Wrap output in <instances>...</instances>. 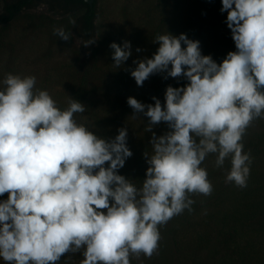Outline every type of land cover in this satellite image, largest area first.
<instances>
[{"label": "clouds", "instance_id": "1", "mask_svg": "<svg viewBox=\"0 0 264 264\" xmlns=\"http://www.w3.org/2000/svg\"><path fill=\"white\" fill-rule=\"evenodd\" d=\"M221 3L236 46L221 63L183 33L158 35L152 57L133 61L130 74L139 87L159 73L188 81L167 86L163 105L156 97L154 104L127 98L133 118H148L147 132L162 122L169 129L152 132L140 187L119 174L133 155L127 128L100 138L74 119L86 106L71 96L61 110L48 91L36 88L35 76L9 73L0 81V196L8 194L0 201V258L6 264H58L81 249V264L151 258L160 226L193 211L192 195L212 194L201 167L210 154L218 168L230 158L226 182L247 187L252 157L243 138L264 118V0ZM54 33L70 40L62 27ZM94 43L82 38L84 47ZM109 47L117 68L132 55L129 41Z\"/></svg>", "mask_w": 264, "mask_h": 264}, {"label": "rangeland", "instance_id": "2", "mask_svg": "<svg viewBox=\"0 0 264 264\" xmlns=\"http://www.w3.org/2000/svg\"><path fill=\"white\" fill-rule=\"evenodd\" d=\"M200 1L97 0L98 40L96 48L90 53L80 50L79 41L71 31V21L76 14L54 15L45 5L40 4L0 27V81L9 73L21 77L35 76L36 88L48 91L61 110L68 107L69 97L75 99L77 90L85 83V89L89 93L85 101L95 99L102 112L99 117H106L107 120L98 122L94 116L84 115L86 111L74 114V119L106 140L118 135V129L127 128V146L133 155L126 160L119 174L140 187L146 178L148 167L144 153H153L150 144L152 132L160 136L169 129L162 122L153 126L152 132H147L148 118L143 114L133 118V109L127 104V98L134 97L144 104H154L152 97H156L163 105L167 85L159 87L161 75H166L159 73L151 75L142 87L137 86L130 74L137 66L133 61L152 57L159 47L158 43H154L159 30L174 33L176 29L191 24L195 16L197 17ZM209 1L213 5L212 15L221 20L220 37L225 42H232L231 51H236L231 30L226 24L227 12L220 11L221 0ZM200 15L201 12L198 16ZM205 18L201 17L200 22L205 23ZM61 27L71 33L67 42L54 33V29ZM208 37H212V34L207 35L206 31L201 30L195 38L200 42L202 50L203 41ZM124 41L131 43L132 55L117 68L112 59L113 50L109 45L113 42L122 45ZM137 48L141 51L137 52ZM126 67H131V70L119 89L115 80L119 73H125ZM246 135L258 145L257 148L250 146L246 151L252 157L250 169L255 173L264 172V118L254 120ZM206 163L205 160L201 167L207 169ZM214 165V168H218ZM230 168L212 178L211 183L216 184L221 192L229 188L235 192L242 189L226 182V174ZM262 185L264 179L256 180L251 185L247 202L252 212L246 221L231 217L234 201L224 197L222 193L218 196H200L192 205L190 223L187 222L188 232L174 233L177 219L172 218L159 228L161 239L158 251L151 258L144 255L132 256L130 264H221L230 255L236 264L243 263L245 257L250 259L249 264H264V189L260 191ZM7 198L8 194L5 193L0 196V201ZM234 207L242 208L243 202L236 201ZM195 223L202 225L197 231L193 227L190 229ZM234 228H238L240 232L233 233ZM204 229H208L210 233L203 239L199 234H193L190 239L192 232L198 233ZM195 238L198 244L194 242ZM200 245L205 250H200ZM83 259L81 249L78 253L62 256L58 264H81ZM0 264L6 262L0 258Z\"/></svg>", "mask_w": 264, "mask_h": 264}, {"label": "trees", "instance_id": "3", "mask_svg": "<svg viewBox=\"0 0 264 264\" xmlns=\"http://www.w3.org/2000/svg\"><path fill=\"white\" fill-rule=\"evenodd\" d=\"M40 4H43L46 6V8L54 15L59 16H67V15H75L73 21L75 23L71 24V31L76 36V38L79 41V47L80 50L83 53H90L96 48L97 40H98V29H97V19L99 18L98 8H97V0H94L93 3H88L86 0H0V27L6 25L13 19H15L17 16H19L24 11H28L31 9L36 8ZM200 6L197 9V17L192 20L191 24H188L182 29H176L174 33H170L174 36H179L180 34H186L187 37L191 40H197L195 39L198 35V33L201 30L206 31L207 35L212 34V37H208L207 40H204V50L201 49L202 55H211L212 58L219 64L223 61L224 55H226V52L231 51V43L225 42L220 37V30H221V20L217 17H214L213 14V5L212 1L209 0H201L199 2ZM201 12V15L199 13ZM205 16V23L200 22V18ZM168 31L165 33L163 31H158L156 34L158 35H164L167 34ZM197 34V35H196ZM195 36V37H194ZM82 38L84 40L87 39H95V43L92 45H89L88 47H84L82 45ZM183 46V45H182ZM131 70V67L124 68L125 73H119L117 80H115V84L119 87V89L124 84V80L126 76L129 74ZM160 78L161 81L159 82V87L161 86H173V87H182L188 83V81L184 77L179 78H167L165 79V75H161ZM124 77V78H123ZM86 84L83 83L77 90L75 94V99L79 102L83 103L86 106V112L84 115H92L94 116L98 122H105L107 120L106 117H99L100 113H102L98 109V102L93 99L90 101H85V98L89 94L88 91L85 89ZM85 102V103H84ZM81 118V116H80ZM81 123V121H80ZM87 124V123H86ZM243 144H244V150L245 152L248 150L250 146L253 148H257L258 145H255L252 141L249 140L248 135H245L243 138ZM216 155L210 154L206 158V164H207V172H208V179L210 182H212L213 176L215 175L219 176L221 171L227 170L229 167H231L230 158L225 160V164L222 167L214 168L213 163H215ZM213 161V162H212ZM215 166V165H214ZM220 169V171H219ZM219 171V172H218ZM263 180L264 179V172H252L250 169V176L248 178L247 187L240 189L238 192H235V190L229 188L226 190H219V187L216 186V184L213 185V192L210 196H218L221 193L226 198H231L234 201V205L236 201L243 202V207L240 209H237L233 207L232 215L231 217L234 218V220L240 221H246L249 219V216H251L252 210L249 208L247 199L249 195L251 194L252 184L256 180ZM234 185V184H233ZM264 189V185L261 186V192ZM205 197L204 195H192L190 198L197 201V198L199 197ZM238 206H241L238 204ZM264 207V206H263ZM191 212L188 210H184V212L180 215L175 216V219H177V225L174 228V233L179 232H188L187 222L190 223V216ZM238 216V219H237ZM194 225V224H192ZM190 226L194 228L195 231H197L198 228H201V224H196L195 226ZM187 229V230H186ZM233 233H239L238 228L233 229ZM210 231L208 229H204L201 232L195 233L192 232L189 237L191 239L192 235L194 236L196 234L200 235V238L203 239L206 234H209ZM197 244L199 243L196 238L194 240ZM200 250H205V247L203 245H200ZM231 252H233V248L231 249ZM249 260L245 257L243 263L241 264H249ZM223 262L221 264H236L235 260L233 259L232 255H230L229 259L222 260ZM194 264V263H193Z\"/></svg>", "mask_w": 264, "mask_h": 264}, {"label": "water", "instance_id": "4", "mask_svg": "<svg viewBox=\"0 0 264 264\" xmlns=\"http://www.w3.org/2000/svg\"><path fill=\"white\" fill-rule=\"evenodd\" d=\"M88 3H93L94 0H86Z\"/></svg>", "mask_w": 264, "mask_h": 264}]
</instances>
